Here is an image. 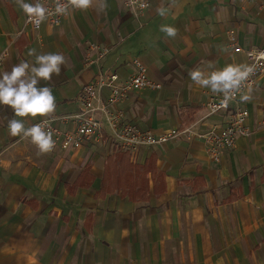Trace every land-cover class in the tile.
<instances>
[{"label": "crops", "instance_id": "crops-1", "mask_svg": "<svg viewBox=\"0 0 264 264\" xmlns=\"http://www.w3.org/2000/svg\"><path fill=\"white\" fill-rule=\"evenodd\" d=\"M149 1L135 15L123 0H93L35 30L13 0H0V73L34 62L30 49L58 52L67 62L59 77L39 85L52 87L55 112L17 119L70 128L61 117L78 112L82 86L101 74L126 79L139 58L162 87L133 92L121 104L129 121L158 135L187 125L205 131L243 107L250 135L223 149L220 161L202 140L185 137L163 149L143 147L135 158L108 138L41 154L30 138L9 135L5 117L14 113L0 106V264H264V74L242 94L247 101L240 95L216 114L205 107L214 93L189 76L246 65V51L264 46V1ZM161 25L177 35L168 37Z\"/></svg>", "mask_w": 264, "mask_h": 264}, {"label": "built area", "instance_id": "built-area-1", "mask_svg": "<svg viewBox=\"0 0 264 264\" xmlns=\"http://www.w3.org/2000/svg\"><path fill=\"white\" fill-rule=\"evenodd\" d=\"M33 1L34 3L36 2V0ZM40 3L50 13L45 21L52 25L61 23L64 14L55 13L56 0H40ZM60 3L67 4L68 0H60ZM123 3L135 15H142L150 6L149 0H123ZM74 9L69 6L68 11ZM25 24L38 30L43 23L36 25L26 17ZM230 41L236 44V37L231 35ZM93 48L97 49V47ZM235 49L239 51L241 47L236 46ZM108 51V48L102 49L98 52V59L87 60L86 65L90 66L97 62ZM4 55L6 53H3ZM246 55L248 59L246 65L254 66L253 73L249 75L247 80L242 82L240 90L228 102L227 107L221 104L223 94L214 93L205 105L208 114L230 111L231 102L253 88L257 84L258 78L264 74V46L248 49ZM133 64L135 70L126 79H121L117 73L101 74L82 86L79 94L80 106L78 112L61 117L63 123L72 125L70 128L62 129L55 123V119H47L48 126L54 133L55 147L79 149L89 144L100 143L105 138H108L118 150L128 152L135 158L143 147L163 149L167 142L185 137L187 140H202L212 158L215 161H220L223 149L234 148L240 137L250 135L251 129L246 124L249 111L243 107H236L232 110L225 125L213 126L205 131H197L194 125L173 128L159 135L152 130L141 129L127 119L121 104L133 92L143 89L156 90L161 88L162 85L149 77L147 67L141 59H133ZM105 90L108 91L106 96L104 95ZM42 120L35 123H39ZM263 124L264 118L261 122V125Z\"/></svg>", "mask_w": 264, "mask_h": 264}, {"label": "clouds", "instance_id": "clouds-1", "mask_svg": "<svg viewBox=\"0 0 264 264\" xmlns=\"http://www.w3.org/2000/svg\"><path fill=\"white\" fill-rule=\"evenodd\" d=\"M28 20L36 25L43 23L49 10L36 0L35 3H27L25 0H13ZM175 3V0H173ZM93 4V0H68L67 4L56 0L55 13L68 14L69 6L75 9L87 10ZM160 16L166 14L167 9H156ZM160 31L168 37H175L177 29L172 26L161 25ZM28 56H34V62L23 61L12 66L11 71L0 73V106H8L13 110V117L7 118V128L11 137L30 138L41 154L50 153L55 147L53 130L48 126V120L26 127V121L20 118L48 117L55 112L57 102L51 86H39L41 81L51 82L53 75L59 77L61 66H66L64 55L58 52L36 54L35 49L28 51ZM6 57L0 56V63ZM212 67V64L208 65ZM254 71V66L229 64L224 68L205 73L199 68L191 70L189 76L193 82L202 88H208L213 93H222V106L227 107L228 102L234 98L240 90L242 82L247 80ZM242 101L249 97L242 95Z\"/></svg>", "mask_w": 264, "mask_h": 264}, {"label": "rangeland", "instance_id": "rangeland-1", "mask_svg": "<svg viewBox=\"0 0 264 264\" xmlns=\"http://www.w3.org/2000/svg\"><path fill=\"white\" fill-rule=\"evenodd\" d=\"M21 32V31H20ZM18 34H19V32H18ZM96 145H98V144H96Z\"/></svg>", "mask_w": 264, "mask_h": 264}, {"label": "trees", "instance_id": "trees-1", "mask_svg": "<svg viewBox=\"0 0 264 264\" xmlns=\"http://www.w3.org/2000/svg\"><path fill=\"white\" fill-rule=\"evenodd\" d=\"M123 154H127V153L125 152V153H123Z\"/></svg>", "mask_w": 264, "mask_h": 264}]
</instances>
